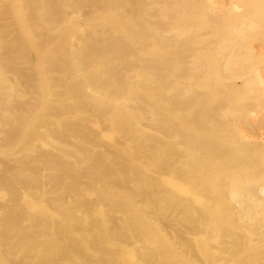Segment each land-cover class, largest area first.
Listing matches in <instances>:
<instances>
[{
	"label": "bare ground",
	"instance_id": "obj_1",
	"mask_svg": "<svg viewBox=\"0 0 264 264\" xmlns=\"http://www.w3.org/2000/svg\"><path fill=\"white\" fill-rule=\"evenodd\" d=\"M258 28L264 30V0H0V123L8 128L0 134V196H7L0 201V264H91L55 238L54 227L70 230L76 221L79 240L89 248L95 240L108 243L127 230L116 213H133L135 204L154 214L164 210L154 205V183L176 187L160 197L176 214L175 223L165 222L162 230H172L182 264H230L239 253L244 255L233 264L263 261L264 251L256 248L264 242V65L243 64ZM54 43V56H46ZM56 72L69 81L73 107L63 103L64 80ZM214 94L223 98L218 105L209 100ZM138 101H146L159 118L156 134L142 140L135 134V149L124 158L110 156L105 146L93 156L98 142L117 144L108 141L110 130L122 135L143 130ZM155 101H190L198 113L178 119L173 107L150 105ZM119 102L123 106L114 112ZM40 106L59 115L77 111L83 120L25 133ZM212 115L223 121L220 130L204 126L215 122ZM162 117L170 124L161 123ZM169 128L173 149L160 152ZM42 133L55 148L32 155L28 142ZM21 141L25 147L13 152ZM149 166L155 172L147 173ZM44 190L60 191L46 198L48 206L30 203V223L22 226L14 206L28 198L43 200ZM93 191L90 200L86 194ZM67 197L90 211L107 205V218L75 219ZM48 210L60 217L37 220ZM11 230L21 241L12 239ZM45 236L46 250L60 248V255L19 252L17 246L37 248ZM132 243L144 263L155 256L142 247L141 235ZM98 264L115 262L110 257Z\"/></svg>",
	"mask_w": 264,
	"mask_h": 264
},
{
	"label": "rangeland",
	"instance_id": "obj_2",
	"mask_svg": "<svg viewBox=\"0 0 264 264\" xmlns=\"http://www.w3.org/2000/svg\"><path fill=\"white\" fill-rule=\"evenodd\" d=\"M242 19H243V16L237 17L238 21ZM189 25L199 27L200 23H190ZM231 33L233 34V36H235V38H238L240 35L237 32L231 31ZM252 34H254L256 40L246 45L249 48L248 50L244 51L245 58H244L243 64H245V66L246 65H256L262 62L264 65V49H263L264 48V30H262L261 28H258L252 31ZM54 45L55 43L49 47L50 50L45 53L46 56H54L51 53V50L53 49ZM30 50L32 51L33 49L30 48ZM212 52H215V50H213ZM216 56H218V54H216ZM34 58L35 60H37L35 54H34ZM17 62H20V60H17ZM54 75L56 76V78H62V80H64V82L62 83V90H63V95L66 97V99L64 100L63 103L67 104L69 107H73L74 101L69 100L67 98L66 91L68 90V87H66V85L69 81H67L65 74L56 72ZM45 77L46 76L43 75V78ZM46 79L48 82H52L54 80L51 77H46ZM146 82H151V81L150 79H147ZM203 84H205V86H208L209 82H204ZM175 85H178V83H175ZM201 86H202V83H200V87ZM0 97H2L1 90H0ZM17 100H23V99H17L16 97L15 101ZM209 100L212 101L214 104L218 105L223 101V98H221L217 94H214L210 97ZM198 102H200V99L198 100ZM126 104L133 105L134 102L127 100ZM3 105L4 103L1 98L0 106H3ZM135 105L141 108V114H140L141 116L139 117V124L143 127V130L138 131V133H134L135 131L131 133L126 132V134L124 135L118 133V131L114 129L110 130V132L108 133L107 139L108 141L115 139L117 144L115 146L110 147L107 143V140L98 142V146H95L93 148V156L98 154L100 147L105 146L104 148L106 149V151L109 152L110 156L115 155V157L117 156L118 158H124L126 156V153H129L135 149V147H133V142H132V137L135 134H136V137L139 138L140 140H142L143 137H151L156 134L155 127L159 121V118L152 115L147 110L148 103L146 101H138L137 103H135ZM150 105L167 106L170 108L173 107L176 110L175 115L178 119H181L183 117L194 116L196 115V113H198L196 112V108H195L196 105H194V103L190 101H188V104L186 103V101H177L175 103L174 102L162 103V102L155 101V102H152ZM120 106H123V103L121 102L115 103V105L113 106V111L117 112L118 107ZM37 114L38 115L34 118H31L33 120H30L29 124L25 126V131H26L25 133L29 134L31 133L33 129L43 130L42 126H46L47 124H48L47 126L48 128L50 127L53 128L56 126H61L68 122H77V121L83 120V114L80 112L74 111L71 113L59 115V114H56L54 111L52 112V110L50 111V109L48 110V108L44 106L39 107V109L37 110ZM210 118L214 119L215 122L206 123L204 126L210 129L220 130V126L224 124L223 121L217 115H212ZM160 122L164 123L165 125L170 124V120L168 118H163L160 120ZM40 124L42 125L39 127ZM102 126H104V123L102 124ZM195 126L196 125L191 126L192 134L194 136L197 135V128H195ZM0 131H3L0 133L1 135L7 134L6 133L8 132L7 126L5 127L4 124L0 123ZM172 133H173L172 130L169 128L168 131L164 133L165 135L163 134L165 136L164 137L165 142L163 143L164 149H160L162 150L160 152H166V150L168 149H173L175 137L172 135ZM203 142L204 140L202 136L200 135V137L197 138V144L201 146ZM28 146L30 148L28 152H30L32 155H37V154L42 155L44 152H47L55 148L51 146L50 143L46 140L44 133L37 135L36 139L28 142ZM24 147H25V144L23 146V142L21 141L19 144H17L14 147L12 151L17 152V151H20ZM165 147H170V148H165ZM24 151L25 150H23V152ZM9 162L12 163V161H9ZM109 166L113 169L112 164ZM46 167H47L45 168L46 175L44 177L46 178L45 180H50L48 177V174L51 172V169L48 168L49 166H46ZM148 168L149 169L147 170V173L155 172L153 166H149ZM129 186H131V183H129ZM151 187H152L151 190L153 191V194H154V197H153L155 201L154 205L156 207H164V210L162 212H158L157 214H154L149 211H145L143 209H138L137 205L134 203L135 206L133 208V213L128 212V211L125 213V215L116 213L114 215L116 219L121 217L122 221L126 222L125 228L127 230H125V233L123 234V236L116 233V235L113 236L114 240L108 243H104L101 240L100 241L95 240V242L93 243V247L89 248V245L87 243L79 240V237H80L79 234L81 233V225H79L76 221H72L73 224L70 227V230L72 229L76 230L75 234L74 233L72 234V231L70 230H64L58 226H55L54 227L55 232L53 236H55V238L56 237L59 238L60 241L65 246L71 245L75 249L79 250L81 253V256L83 257V260L86 263L90 262L91 264H98L101 261L103 262L105 259L112 257L114 259L115 264H145V263L147 264H175L177 260H178L177 264H182L183 261L176 255V253L174 252L173 246H172V243L174 241V238H172V230L168 228L162 230V227L165 225V222L175 223L176 214L173 209L166 208V203H167L166 199L160 198V197H163L167 193V191L174 190L176 187L174 185H170L167 183H162V184L154 183ZM44 191H45V194L43 195L44 196L43 200H40L38 198L37 199L28 198V200H20L19 205L14 206L16 211L13 214L16 216L17 215L20 216L21 218L20 224L22 226H26L30 223V221H28L29 215H27V213L29 212V209L27 206H29L30 203L34 205L35 207H39L42 205L48 206V204L46 203V198L51 195H56L60 190H56L55 192H49L50 190H47V191L44 190ZM86 197L90 200H93L96 197V193L94 191L89 192L86 194ZM117 198L118 197L116 196L113 197L112 201L115 202ZM6 199H7L6 195L0 196V201H5ZM65 206L69 210H71L72 214H74L75 216V219L78 218V215L84 216L85 218H87L90 215L93 218H96L98 220H103L107 218V207H106L107 205L105 204H98L96 209H94L93 211H90L87 205H84L81 202H76L73 197H67L65 200ZM45 209H48V208H45ZM3 212L4 210L0 208V214H3ZM5 212H8V210H5ZM50 213H51L50 210H48L45 216L40 215V217L37 220H40L46 217L54 218L57 220L60 217V214H55V213L50 214ZM125 218H126V221L124 220ZM122 221L121 223L123 225ZM12 230H15V229H12ZM12 230L10 231L12 239L13 240L18 239L20 235H18V233L14 234L13 233L14 231ZM216 231H219V230L217 229ZM46 235L50 236L49 233ZM64 235L67 237L65 238ZM137 235H141L142 247L150 254L155 255L153 258H151L150 256H147L145 258V263L142 260V255H141L142 253H139L136 251L137 244L132 243L133 238L136 237ZM225 238L228 239L227 237ZM40 239L42 242L40 243L39 246H37V248L34 247V249H29V248L23 249L21 248L20 245L17 246L19 248V252L41 256L42 252L40 251L44 250L45 252L46 249H49V246H48L49 244L48 242H46L48 237L45 236ZM20 241H21V237H20ZM185 248L186 246L184 247V249ZM256 249H262L264 251V242L262 244H259V246H257ZM46 251L50 252L49 256H52V257L58 256L61 253L60 248L50 249ZM230 251H233V249H230L229 252ZM243 255H244L243 253H239L231 261L233 263H237V260L241 258ZM258 262L259 264H264V260L263 261L258 260ZM62 263L63 264H78L77 261H72V260L71 261L64 260ZM233 263H230V264H233ZM215 264H222V261H217Z\"/></svg>",
	"mask_w": 264,
	"mask_h": 264
}]
</instances>
